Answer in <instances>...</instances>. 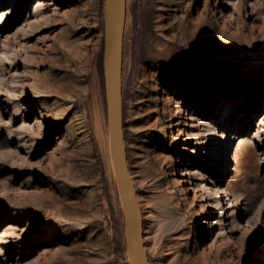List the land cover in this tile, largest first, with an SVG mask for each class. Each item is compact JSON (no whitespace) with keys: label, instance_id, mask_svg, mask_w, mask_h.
Segmentation results:
<instances>
[{"label":"rangeland","instance_id":"rangeland-1","mask_svg":"<svg viewBox=\"0 0 264 264\" xmlns=\"http://www.w3.org/2000/svg\"><path fill=\"white\" fill-rule=\"evenodd\" d=\"M125 3L124 142L149 264H260L264 0H152L178 5L188 27L211 22L213 38L204 33L197 49L163 38L153 23L150 31L139 0ZM104 14L105 0H0V264H129ZM175 14L166 13V33H175ZM178 104L189 113L178 116L183 131L163 116ZM139 127L159 137L152 153ZM153 156L175 201L168 213L142 181Z\"/></svg>","mask_w":264,"mask_h":264},{"label":"water","instance_id":"water-1","mask_svg":"<svg viewBox=\"0 0 264 264\" xmlns=\"http://www.w3.org/2000/svg\"><path fill=\"white\" fill-rule=\"evenodd\" d=\"M126 14L125 0H105L103 64L110 152L125 218L129 264H149L143 212L129 173L124 146L123 64Z\"/></svg>","mask_w":264,"mask_h":264},{"label":"bare ground","instance_id":"bare-ground-1","mask_svg":"<svg viewBox=\"0 0 264 264\" xmlns=\"http://www.w3.org/2000/svg\"><path fill=\"white\" fill-rule=\"evenodd\" d=\"M125 2H126V0H125ZM135 2L137 3V1H135ZM159 2L161 3V2H163V0H159ZM160 3H152V0H139L138 5H140L139 7L142 8V13L140 14L141 18H139V19H141L144 22L145 26L148 29H150V24L153 23V29H156L159 32L160 36H162L163 38H171L176 43L177 42H184L187 45V47L191 48V49H197V47L199 45V38L202 37L204 35V33L207 34L208 38H213L214 31L211 29V27H210L211 22H209L208 20L205 19V20L201 21L199 25L188 27L184 23L179 22L180 20L177 17V12L180 10V7L178 5L176 6V8H174V7H172L173 5L169 6V5H164V4H160ZM173 10L176 11V14L172 15V18L174 19L175 24H176V26H174L175 33L169 34V33H166V31H167V29L170 28V25H169V23H166L164 21L166 18H168L166 15L167 11H173ZM150 31H151V29H150ZM151 35H153V34H151ZM150 40H151V38H150ZM169 60H175L176 61V59L174 57L172 58V56H171V58H169ZM202 66H204V64H197V66H195V68H201ZM164 111H166V110H164ZM187 111H188L187 109H183L179 104L176 105L173 110L166 111V113H165L166 115H163V116L164 117L169 116V118L166 120L167 123H169L168 127L172 128L174 130L177 127V131H183V129L182 130L180 129V127H179L180 122L177 120H178L179 114L189 115V113ZM151 114H152V112H151ZM164 117H162V118H164ZM35 122L39 123L41 121H40V119L35 118ZM137 129H138V131H140V133H142V136L144 138L145 137L147 138V144L146 145H147V147L151 148V149H149V151L151 153H152V151H155V149L157 148V146L159 144V137L154 135L151 132L153 128L152 127H147V128L139 127ZM186 138L187 139L192 138L191 133L187 132ZM124 146H125V142H124ZM131 148H133L134 150H137V149H140L141 147L136 142H132ZM166 149H168V148H166ZM199 153H200V156H203L204 154H206V152L204 150H200ZM134 156L137 158L142 157V155H136V153H134ZM127 163H128V161H127ZM144 167L149 169L150 171L149 172H143L144 170L143 169L141 170L143 172L142 181H144V183H145V181H147L148 183L150 182L149 185L145 184V186L146 187L149 186L148 187L149 192H153L156 194L155 195L156 196V202H158L160 204L159 213H168L171 209L170 206H172V208H174L173 206H175V201L173 198L170 197V191L167 188H164V185H161L160 183H158V180L160 178H157V177L159 176V174L161 172H160V170H158L159 167L157 166V162H156V159L154 158V156L150 160L147 161V163ZM129 173L131 175L133 183L136 184L137 180L135 179V176L130 172V170H129ZM186 173H188L186 170H181L178 172V174H180V175H185ZM203 177L204 178H202V179H205V175ZM182 181H183V179L178 180V182H182ZM204 213H208V212L206 211ZM203 223H207V222L205 220H201L200 226ZM164 246H162V248ZM170 253L171 252H167V254H170ZM260 264H264V257L260 258Z\"/></svg>","mask_w":264,"mask_h":264}]
</instances>
